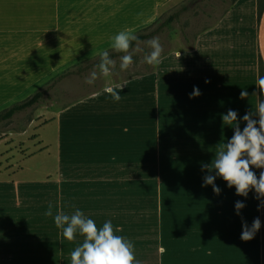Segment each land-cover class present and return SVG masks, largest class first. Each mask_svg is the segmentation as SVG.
I'll use <instances>...</instances> for the list:
<instances>
[{
    "label": "crops",
    "instance_id": "crops-1",
    "mask_svg": "<svg viewBox=\"0 0 264 264\" xmlns=\"http://www.w3.org/2000/svg\"><path fill=\"white\" fill-rule=\"evenodd\" d=\"M168 1L0 0V111L125 28L147 24ZM260 76L264 0H237L193 48L110 85L118 103L102 90L29 121H43L36 151L14 132L3 134L14 160L0 174V264H71L84 237L67 240L54 215L77 209L98 229L111 221L114 234L132 243L133 264H264V208L257 210L255 191L237 196L220 177L219 194L204 186L211 174L204 165L234 133L222 114L236 111L242 130ZM194 87L201 95L190 99ZM241 89L248 98L240 99ZM53 127L56 147L45 132ZM251 170L257 178L264 171ZM237 201L245 205L240 215ZM49 204L53 216L45 215ZM257 217L261 228L242 241V224Z\"/></svg>",
    "mask_w": 264,
    "mask_h": 264
},
{
    "label": "clouds",
    "instance_id": "clouds-1",
    "mask_svg": "<svg viewBox=\"0 0 264 264\" xmlns=\"http://www.w3.org/2000/svg\"><path fill=\"white\" fill-rule=\"evenodd\" d=\"M110 47L113 52L119 55V72L126 71L133 64V54L142 51L139 46L145 44L151 51L143 57V63L151 67H156L161 60L163 47L158 37H153L148 41H141L135 34L134 29L125 28L118 34L110 38ZM132 42L136 47L130 52ZM180 55V54H179ZM99 63L86 77L85 83L94 85L99 77L109 78L117 75V60L111 58L108 50H101L98 53ZM120 90L123 85H117ZM255 97V111L247 112L242 121L245 127H239L238 113L229 109L226 114H222V126H228L234 130L231 139L220 144L210 165H204L209 173L204 178V186L212 185L215 194L220 193V189L215 186L214 180L217 177L223 179L229 188L235 187L236 195L247 198L250 190L255 191V198L261 201L258 211L264 208V171H261L259 178L252 168L264 169V76L258 78ZM104 93L110 95L113 102L121 100L120 91L114 90L112 86L105 85ZM201 95L199 89L194 87L191 98ZM249 97L247 90L241 89L240 99ZM235 125V126H233ZM202 168V170H204ZM245 205L237 201L235 203L236 214L240 215L241 209ZM46 216H53V206L48 205ZM54 222L57 228L63 229V236L71 241L77 232L84 237L81 246L75 248L71 253V264H133L135 256L133 245L120 235H115L111 221L103 224L102 228L97 227L93 219L84 215L77 209L74 214L68 215L63 212H56ZM261 228V221L257 217L253 220L251 227L247 223L242 224V241H249Z\"/></svg>",
    "mask_w": 264,
    "mask_h": 264
},
{
    "label": "rangeland",
    "instance_id": "rangeland-1",
    "mask_svg": "<svg viewBox=\"0 0 264 264\" xmlns=\"http://www.w3.org/2000/svg\"><path fill=\"white\" fill-rule=\"evenodd\" d=\"M192 0H169L164 7L159 9V14L156 18H152L147 24L140 25L135 31L136 35L152 33L159 25H161L171 15L181 12V18L178 22L174 23L172 30H166L165 32L156 35L159 38L160 44L163 47L162 57L171 54L175 51L182 49L193 48L197 38L206 30L215 26L224 14L232 7L235 0H205L197 5L194 9L189 8V4ZM186 9V10H185ZM110 43L100 47L93 54L85 55L77 60L72 65H68L64 69L52 74L49 78L44 80L40 86L34 88L33 92L23 97L19 102L22 103L28 100L36 92L43 89L49 82L60 74L72 71L73 74L67 76L64 80L59 82L57 86L50 92L52 100L49 104L39 105L34 109L25 111L19 114L13 121H7L3 124L0 123V137L3 134L14 132L16 140L24 141L31 150L36 151L40 145V141L43 139V132L35 124L33 127H29V121L35 117L47 116L50 112H58L63 110L77 102L85 100L96 92L102 91L106 84L113 85L121 83L133 78L153 73L155 67L148 66L143 63V57L151 50L145 45L141 44L139 47L142 51H137L133 54V64L124 72H119V61H117V75L109 78L99 77L94 85H88L85 83L86 77L93 69V62L96 61L99 56L98 53L101 50H108L112 53ZM161 57V58H162ZM151 89L153 96L152 102H155L156 80L155 77L150 78L147 81V90ZM15 104H10L7 107L4 106L2 111L11 108ZM28 133L24 138H17V135H23ZM46 133L51 135L50 143L55 145V127L47 129ZM1 139V138H0ZM46 141L48 138H45ZM4 140V137L2 138ZM0 142V174H7L6 167L10 170L13 165V157L10 155V146ZM49 142L47 144L50 145ZM21 144V143H20ZM26 146V145H24ZM51 146V145H50ZM55 147L53 150H55ZM20 153V152H19ZM21 154V153H20ZM211 175L215 176V172L212 171Z\"/></svg>",
    "mask_w": 264,
    "mask_h": 264
},
{
    "label": "trees",
    "instance_id": "trees-1",
    "mask_svg": "<svg viewBox=\"0 0 264 264\" xmlns=\"http://www.w3.org/2000/svg\"><path fill=\"white\" fill-rule=\"evenodd\" d=\"M236 2H237V0H235L233 4H235ZM181 12H177V13L171 15L161 25H159L152 33L139 34L137 36L139 37V39L141 41H148V40L152 39L153 37H155L156 35L165 32L166 30H172L174 23H176L180 20L181 15H182ZM135 47H136V43L132 42L130 52ZM119 55H122V54H118L115 52L110 53L111 58H113L117 61H119ZM98 63H99V58L93 62L92 66L94 67V65H96ZM71 74H73L72 71H67V72L60 74L59 76L55 77L51 82H49L43 89L36 92L33 96H31L25 102L15 104L11 108L0 112V123L10 121L17 114L31 110V109H34L39 105L49 104V102L52 100V96L50 95V92L57 86V84L59 82H61L67 76H69Z\"/></svg>",
    "mask_w": 264,
    "mask_h": 264
},
{
    "label": "water",
    "instance_id": "water-1",
    "mask_svg": "<svg viewBox=\"0 0 264 264\" xmlns=\"http://www.w3.org/2000/svg\"><path fill=\"white\" fill-rule=\"evenodd\" d=\"M205 0H192L189 4V8L194 9L197 5L204 2Z\"/></svg>",
    "mask_w": 264,
    "mask_h": 264
}]
</instances>
